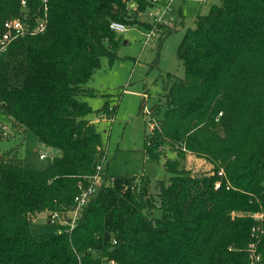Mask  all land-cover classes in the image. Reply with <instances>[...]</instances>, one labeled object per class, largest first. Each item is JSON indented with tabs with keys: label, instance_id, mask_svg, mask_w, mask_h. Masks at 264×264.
Wrapping results in <instances>:
<instances>
[{
	"label": "trees",
	"instance_id": "16d2710c",
	"mask_svg": "<svg viewBox=\"0 0 264 264\" xmlns=\"http://www.w3.org/2000/svg\"><path fill=\"white\" fill-rule=\"evenodd\" d=\"M21 1L0 0V32L25 11ZM135 1L137 10L124 0H49L46 31L16 38L0 55V111L61 151L43 169L0 155V264H251L253 241L256 264L264 261V0L212 4L179 45L184 76L160 73L146 140L157 160L175 151L164 155L168 179L152 185L148 175L110 174L105 165L106 182L75 227L31 231L38 212L66 215L105 160L80 96L99 94L86 83L102 57H117L121 37L110 23L147 24L138 13L151 3ZM27 3L42 14V0ZM116 106L100 112L112 117ZM189 153L213 169H187Z\"/></svg>",
	"mask_w": 264,
	"mask_h": 264
},
{
	"label": "rangeland",
	"instance_id": "374dc122",
	"mask_svg": "<svg viewBox=\"0 0 264 264\" xmlns=\"http://www.w3.org/2000/svg\"><path fill=\"white\" fill-rule=\"evenodd\" d=\"M221 0H175L171 14L176 17L172 25L176 27L160 43V37L144 44L145 26L134 24L125 33H117L120 43L117 57L110 62L108 56L102 57V66L93 78L86 83L99 94L82 95L80 99L87 101L93 111L88 118L93 119L96 127L103 135L105 148V165L110 174L148 175L155 185L156 180L169 178L171 175L164 168V155L154 158L147 146L146 134L150 130L149 112L158 102L163 91L161 72H171L179 77L184 76V67L177 58L179 45L188 28L195 26L196 17L209 12L212 4ZM137 13V11H136ZM143 20L146 16L138 13ZM160 43V44H159ZM105 103L117 105L112 117L101 114ZM12 120L0 111V155L13 153L28 166L43 169L61 151L47 146L30 130L12 124ZM7 131V134L4 133ZM44 154V158L40 155ZM165 156L176 157L174 150L167 148ZM191 157L183 160L187 169L194 173L208 172L214 164L205 157L189 153ZM72 214L52 218L47 211L33 216L31 231L43 234L63 231L70 228ZM264 264V261L261 262Z\"/></svg>",
	"mask_w": 264,
	"mask_h": 264
},
{
	"label": "built area",
	"instance_id": "2783aa9c",
	"mask_svg": "<svg viewBox=\"0 0 264 264\" xmlns=\"http://www.w3.org/2000/svg\"><path fill=\"white\" fill-rule=\"evenodd\" d=\"M127 8L130 10H137L138 4L135 0H124ZM151 3L147 8L139 13L142 16H146L143 21H146L148 26H145V39L144 44H148L159 38L160 32L165 28L171 27L176 22V17L171 14L175 0H149ZM22 8L25 10L22 15L14 18L7 19L4 23L3 30L0 32V55L4 53L10 43L18 37L30 34L35 35L46 31L49 23V0H42V14L38 16H32L27 11V0L21 1ZM133 25L126 24L121 21L113 20L110 23V27L116 33H125ZM160 31V32H159ZM159 36V37H158ZM154 126L153 123H150ZM151 126V127H153ZM7 134V131H4ZM45 155L41 154L40 158H44ZM96 171L86 177L87 183L79 184V192L74 197V206L68 211L71 213V218L67 219L70 224V229L75 227L78 218L81 215L83 208L91 201V199L97 194L101 186L106 182L104 178L105 161L102 164L97 165ZM218 174L225 177V171L221 169ZM221 182H217L216 187H219ZM61 217L59 213H54L52 218ZM258 218L262 217V214L257 215ZM251 264H256L261 260V253L259 252L258 241H253L249 245Z\"/></svg>",
	"mask_w": 264,
	"mask_h": 264
},
{
	"label": "crops",
	"instance_id": "0c3cea01",
	"mask_svg": "<svg viewBox=\"0 0 264 264\" xmlns=\"http://www.w3.org/2000/svg\"><path fill=\"white\" fill-rule=\"evenodd\" d=\"M91 120L94 122V120H93V119H91ZM189 157H191V155H190V154H188V158H189Z\"/></svg>",
	"mask_w": 264,
	"mask_h": 264
}]
</instances>
